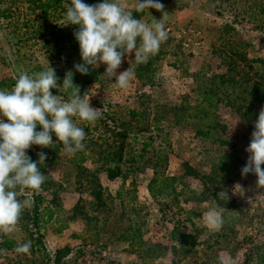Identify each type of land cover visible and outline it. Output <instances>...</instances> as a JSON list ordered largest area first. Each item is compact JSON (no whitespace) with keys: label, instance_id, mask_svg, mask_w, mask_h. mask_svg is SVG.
Returning a JSON list of instances; mask_svg holds the SVG:
<instances>
[{"label":"rangeland","instance_id":"rangeland-1","mask_svg":"<svg viewBox=\"0 0 264 264\" xmlns=\"http://www.w3.org/2000/svg\"><path fill=\"white\" fill-rule=\"evenodd\" d=\"M84 2L97 4L102 0ZM160 2L168 13V38L154 57L136 67L128 88L115 86V78L107 81L104 65L90 68L88 75L80 74L74 81L80 95L87 93L91 107L102 113L94 125L75 121L85 130V150L66 155L53 134L54 145L32 146L27 151L35 161L37 153L47 155L40 166L46 180L42 190L34 194L18 189V199L41 195L45 202L38 214L47 208L52 217L45 223L42 220L37 231L28 220L30 210L25 209L16 230L0 234V246L10 242V248L0 247V264H55L56 258L59 264H264V199L259 197L264 186L257 185L251 173L241 175L253 128H247L248 122L243 123L221 97L214 123L217 131L222 128L218 135L226 142L223 147L196 138L191 123L175 126L169 114H163L182 101L192 104L197 85L207 87L225 75L226 57L229 63L236 62L237 70L248 71L243 66L246 62L231 58L230 50H242L250 71L259 72L260 64L248 61L264 63V0ZM66 3L41 15L31 12L32 6L25 0H0V89L11 90L21 73L45 70L47 62L56 69L58 84H62L65 72L80 63L73 35L76 26L62 27L60 23ZM127 10L135 11L134 0H127ZM140 13V19L148 23L151 17L159 20L162 16L155 9ZM177 35L179 41L174 39ZM133 58L134 54L123 58L117 74L125 71ZM202 73L208 83L199 79ZM51 91L68 98L67 93ZM128 111L138 115L120 139L113 134L118 122L128 119ZM143 142L150 146L142 151ZM116 145L124 147V157L131 150L143 162L139 173L123 182L119 177L107 180L105 176ZM153 150L160 158L156 175L176 179L174 196L151 198L146 191ZM227 153H233L238 164L226 176L227 182L220 183L216 164ZM207 177L221 185L213 186ZM237 184L242 191L234 189ZM222 189L228 190L230 197L227 202L217 200L227 210L224 224L220 231L211 232L202 216ZM95 193L101 194L102 203L92 209L89 203ZM90 216L97 218L96 223L87 220ZM180 235L191 238L180 240ZM29 240L30 254L15 253L17 245Z\"/></svg>","mask_w":264,"mask_h":264},{"label":"clouds","instance_id":"clouds-1","mask_svg":"<svg viewBox=\"0 0 264 264\" xmlns=\"http://www.w3.org/2000/svg\"><path fill=\"white\" fill-rule=\"evenodd\" d=\"M135 11L155 9L162 13L159 20L151 17V22L136 19L127 10V0H102L97 4H86L84 0H69L64 5L66 11L60 23L62 27L76 26L73 35L79 45L80 63L74 70L65 72L62 84L56 69L47 62L45 70L28 74L21 73L11 90L0 89V234H12L25 209H30L34 199L29 196L18 199V189L41 191L46 175L40 171L47 155L37 153L38 160L32 161L27 151L32 146L49 148L56 143L69 156L85 150L86 133L75 121L78 119L94 125L101 118V109L91 107L87 93L80 95L75 85L74 72L88 75L89 70L106 66L103 76L107 81L115 78L114 85L120 89L129 87L135 79V69L154 57L166 42L168 13L160 0H134ZM134 54L129 67L117 74L123 58ZM46 59V58H45ZM68 94L53 95L52 91ZM40 128L37 131V128ZM254 130L245 151L247 161L241 175L253 174L257 185L264 186V106L261 107L254 123ZM234 189L242 191L237 184ZM233 189V191H234ZM264 199V194L259 195ZM229 192L222 189L217 199H211L202 219L207 229L218 232L224 224V207L217 200L228 201ZM201 218V217H200ZM199 218V219H200ZM32 242L29 240L15 247L17 254H30Z\"/></svg>","mask_w":264,"mask_h":264},{"label":"trees","instance_id":"trees-1","mask_svg":"<svg viewBox=\"0 0 264 264\" xmlns=\"http://www.w3.org/2000/svg\"><path fill=\"white\" fill-rule=\"evenodd\" d=\"M28 2V5H31L32 8L29 10L31 12L37 11L41 15L46 14L48 11H54L56 8L61 7L62 4L69 2V0H25ZM133 16L136 19H140L141 13L132 11ZM260 13H263L261 11ZM227 29V26L225 27ZM231 58L238 62H246V56L242 50H230ZM230 58V57H229ZM228 61L227 73L225 75H221L219 80L213 85L212 83H208L207 79H205V74L202 73L199 75V79L202 81H206L208 83L207 87L201 88V86L197 85L196 99L192 104L182 101L176 107L168 108L163 114H169L170 122L175 125H181L184 122H189L194 126L193 134L196 138L205 141H211L217 144L218 147H223L226 145V142L221 139L218 135L219 132L222 131L220 127V131L218 130V125L214 123L215 112L217 110L219 97L224 99V102L229 110L237 113L240 116V120L243 123H247V128H253L254 123L258 117L260 109L264 106V63L262 60L254 59V62L260 64L262 67L259 72L252 70L250 67H247L245 63H243L244 67L248 70H237L235 63H229L228 57H226ZM81 62V61H80ZM236 69V70H234ZM79 73L74 72V81L78 78ZM250 76V77H249ZM252 77V78H251ZM64 78V77H61ZM213 82V81H212ZM97 107L101 108V105H97ZM142 115L144 113H141ZM138 114L133 113L132 111H128V119L125 121H119L117 124V131L114 136L123 139L128 130H130L131 122L136 118ZM141 115V116H142ZM104 116V115H103ZM117 146V145H116ZM150 146L149 143L143 142L140 145L141 150L143 151L146 147ZM114 147V146H113ZM124 147L122 145H118L112 151L111 161L108 162V168L105 169V176L107 180H113L117 177L121 179V181H125L128 176L136 175L139 173L140 164L143 165L142 161L139 157L136 159L132 154L131 150L127 151L125 157L122 154V150ZM154 151V150H153ZM29 157H31L32 161L34 160V156L31 153H27ZM153 163L151 166L152 176L148 179L146 184V191L151 198H168L176 195V179L174 177L156 175V167L159 164V155L157 152H153ZM83 158L79 161L81 162ZM139 162V163H138ZM238 164L237 158L233 155V153H227L224 156H221L217 160V168L219 170V182L226 183V176L230 173L232 169ZM202 180V177L199 179ZM206 181L209 183H213V186L221 185L219 182L215 181L213 177H207ZM202 187L205 185L202 183ZM29 196H27L28 198ZM92 202L89 203V208H97L101 207V194L95 193L91 195ZM31 198L34 199L33 206L27 212L29 214V221L31 222L34 230H39V224L42 222H48L52 217V211L49 209H42V213L38 214L39 206L45 202L44 197L41 195H31ZM43 218V219H42ZM90 222L91 220L97 221V218L94 216H90L87 218ZM190 239V235H180V240ZM40 235L35 240V246H40ZM10 248V242L7 241L1 244V248ZM65 252V251H64ZM80 251H76V254H79ZM55 264H59V258H56Z\"/></svg>","mask_w":264,"mask_h":264},{"label":"built area","instance_id":"built-area-1","mask_svg":"<svg viewBox=\"0 0 264 264\" xmlns=\"http://www.w3.org/2000/svg\"><path fill=\"white\" fill-rule=\"evenodd\" d=\"M167 29V32H169V29L168 28H166ZM174 39H175V41H179V39H180V36L179 35H177V36H175L174 37Z\"/></svg>","mask_w":264,"mask_h":264},{"label":"crops","instance_id":"crops-1","mask_svg":"<svg viewBox=\"0 0 264 264\" xmlns=\"http://www.w3.org/2000/svg\"><path fill=\"white\" fill-rule=\"evenodd\" d=\"M257 3H259V1H261V0H255ZM128 114V113H127Z\"/></svg>","mask_w":264,"mask_h":264}]
</instances>
